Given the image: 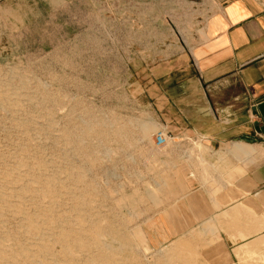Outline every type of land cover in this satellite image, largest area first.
I'll list each match as a JSON object with an SVG mask.
<instances>
[{"label": "rangeland", "instance_id": "rangeland-1", "mask_svg": "<svg viewBox=\"0 0 264 264\" xmlns=\"http://www.w3.org/2000/svg\"><path fill=\"white\" fill-rule=\"evenodd\" d=\"M227 1L0 0V264H200L150 239L136 86L194 52ZM238 260L264 264V235Z\"/></svg>", "mask_w": 264, "mask_h": 264}, {"label": "crops", "instance_id": "crops-1", "mask_svg": "<svg viewBox=\"0 0 264 264\" xmlns=\"http://www.w3.org/2000/svg\"><path fill=\"white\" fill-rule=\"evenodd\" d=\"M136 89L151 100L142 124L153 143L139 149L158 191L155 248L238 264L264 235V0L223 3L194 52L158 63Z\"/></svg>", "mask_w": 264, "mask_h": 264}, {"label": "built area", "instance_id": "built-area-1", "mask_svg": "<svg viewBox=\"0 0 264 264\" xmlns=\"http://www.w3.org/2000/svg\"><path fill=\"white\" fill-rule=\"evenodd\" d=\"M156 139L158 145H162L166 142L165 136L163 134H158Z\"/></svg>", "mask_w": 264, "mask_h": 264}]
</instances>
